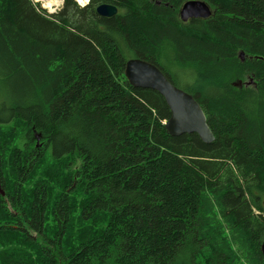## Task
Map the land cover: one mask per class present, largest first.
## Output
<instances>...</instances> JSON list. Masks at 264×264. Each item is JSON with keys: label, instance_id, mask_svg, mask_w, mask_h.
Returning a JSON list of instances; mask_svg holds the SVG:
<instances>
[{"label": "trees", "instance_id": "16d2710c", "mask_svg": "<svg viewBox=\"0 0 264 264\" xmlns=\"http://www.w3.org/2000/svg\"><path fill=\"white\" fill-rule=\"evenodd\" d=\"M188 1L0 0V264H264V0L183 22ZM132 58L193 95L212 143L169 134Z\"/></svg>", "mask_w": 264, "mask_h": 264}, {"label": "water", "instance_id": "95a60500", "mask_svg": "<svg viewBox=\"0 0 264 264\" xmlns=\"http://www.w3.org/2000/svg\"><path fill=\"white\" fill-rule=\"evenodd\" d=\"M97 13L102 17H113L118 13V8L102 4L97 8ZM211 15V7L203 0L188 1L180 11L183 22L197 18L207 19ZM125 76L134 88L152 89L164 97L171 110V117L166 123L170 135L178 137L195 133L207 144L215 140L201 105L193 95L175 86L157 65L140 58H132L126 64ZM262 253L264 255V242Z\"/></svg>", "mask_w": 264, "mask_h": 264}, {"label": "rangeland", "instance_id": "374dc122", "mask_svg": "<svg viewBox=\"0 0 264 264\" xmlns=\"http://www.w3.org/2000/svg\"><path fill=\"white\" fill-rule=\"evenodd\" d=\"M34 3H38L41 9H45L47 13H56L59 11L63 6V0H33ZM80 2L77 3H83V5H87V0H79ZM82 7V6H81Z\"/></svg>", "mask_w": 264, "mask_h": 264}, {"label": "built area", "instance_id": "2783aa9c", "mask_svg": "<svg viewBox=\"0 0 264 264\" xmlns=\"http://www.w3.org/2000/svg\"><path fill=\"white\" fill-rule=\"evenodd\" d=\"M78 2H80V1L78 0ZM87 2H88V0H87ZM81 5L84 6L83 3H81Z\"/></svg>", "mask_w": 264, "mask_h": 264}]
</instances>
